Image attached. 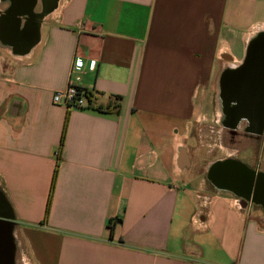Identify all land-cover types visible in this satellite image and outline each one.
<instances>
[{
  "label": "crops",
  "instance_id": "crops-1",
  "mask_svg": "<svg viewBox=\"0 0 264 264\" xmlns=\"http://www.w3.org/2000/svg\"><path fill=\"white\" fill-rule=\"evenodd\" d=\"M263 33L264 0H0V235L33 264H264V208L206 185L231 154L264 173V138L227 148L205 120ZM68 83L87 107L52 102Z\"/></svg>",
  "mask_w": 264,
  "mask_h": 264
},
{
  "label": "flooded vegetation",
  "instance_id": "flooded-vegetation-1",
  "mask_svg": "<svg viewBox=\"0 0 264 264\" xmlns=\"http://www.w3.org/2000/svg\"><path fill=\"white\" fill-rule=\"evenodd\" d=\"M208 96L212 98L211 102L209 101L210 107H214L217 96L221 112L225 114L222 124L227 128H223L222 136L227 148H234L246 139L257 147L263 144L264 40L250 43L243 62L235 68L224 69L218 77V87L210 89ZM211 120L216 123L219 121L214 117H211ZM241 120L246 123L242 129H238V122ZM212 150L215 152V149ZM210 164L206 183L213 189L215 187L233 189L246 196L248 194L242 188V183L244 176L250 174H253L255 184L260 183L264 186V173L260 170L254 172L232 154L223 159L213 160ZM227 171H230L229 176H225ZM252 192L250 198L263 209L264 189L259 191L257 188L256 192ZM7 241V249L11 255L13 249L9 248L8 236Z\"/></svg>",
  "mask_w": 264,
  "mask_h": 264
},
{
  "label": "rangeland",
  "instance_id": "rangeland-1",
  "mask_svg": "<svg viewBox=\"0 0 264 264\" xmlns=\"http://www.w3.org/2000/svg\"><path fill=\"white\" fill-rule=\"evenodd\" d=\"M264 39V33L263 34H259V35H256V37L252 40H250V42H253V41H257V40H262ZM241 42L240 40L238 39V37L236 38V40H232V46H233V49L235 50V52L238 54L240 52V48H241ZM215 79L216 77L213 78V82H212V89L213 87H215ZM211 96H208V104H207V108L206 110H208L209 112L205 114V120L206 122H209L210 125H216L217 127H223V128H227L225 127L224 125H222V120L225 118V114L224 112L221 113V115L218 117L215 113H216V109L214 111V109L211 110V107L209 106V101L211 102ZM217 103L219 104L218 100H217ZM220 105V104H219ZM211 117H214V118H217L219 121V123H215L214 121L211 120ZM245 121L244 120H241L238 122V129L239 128H243V126L245 125ZM208 126L206 125L205 123L203 124H200V126H198V128L200 129L199 132L201 133V137H200V143L196 144L195 147H193L192 149L194 151L197 152V155L200 156V161H199V166L201 167H204L206 166L208 163H209V158H213L214 156L216 155H207V149L209 148H212L214 140L210 139L209 138V135H212L210 134V131L212 128H210L211 126ZM234 129V128H233ZM213 138H215L214 135H212ZM207 139L209 140L210 139V143L207 141ZM245 141H243L244 143ZM202 143V144H201ZM207 143H209V145H207ZM246 143V142H245ZM216 148H215V153H216ZM248 150H243L242 153H241V157L244 161H246L247 157L246 154H247ZM206 185L209 187V185L206 183ZM206 190V189H205ZM206 191H210V190H206ZM262 211V209L259 207V208H253L254 211H256L258 214L259 213V210ZM12 264H33L31 258H30V255L28 253V251L25 249L24 246H20L19 245V242L15 241V246H14V253H13V258H12Z\"/></svg>",
  "mask_w": 264,
  "mask_h": 264
},
{
  "label": "built area",
  "instance_id": "built-area-1",
  "mask_svg": "<svg viewBox=\"0 0 264 264\" xmlns=\"http://www.w3.org/2000/svg\"><path fill=\"white\" fill-rule=\"evenodd\" d=\"M75 68L80 67L82 62L80 59H74ZM94 60L88 61L87 67L94 69ZM89 92L82 86L68 83L62 89H56L52 93V102L56 104H64L70 108H85L88 106ZM114 223L115 220H110Z\"/></svg>",
  "mask_w": 264,
  "mask_h": 264
},
{
  "label": "water",
  "instance_id": "water-1",
  "mask_svg": "<svg viewBox=\"0 0 264 264\" xmlns=\"http://www.w3.org/2000/svg\"><path fill=\"white\" fill-rule=\"evenodd\" d=\"M264 40V39H262ZM230 171H227L225 176H229ZM253 186V174L250 175H245L244 176V182L242 183V188H244L245 192L249 195H251L252 189L251 187ZM260 191V189H264V186L262 184H257L255 185L254 192L256 190ZM253 193V192H252ZM8 241H7V236L0 235V263L2 264H12V258H13V253H14V247H13V252L10 255L7 249Z\"/></svg>",
  "mask_w": 264,
  "mask_h": 264
},
{
  "label": "trees",
  "instance_id": "trees-1",
  "mask_svg": "<svg viewBox=\"0 0 264 264\" xmlns=\"http://www.w3.org/2000/svg\"><path fill=\"white\" fill-rule=\"evenodd\" d=\"M62 140H63V136H62V138H61V142H62ZM51 190H52V186H51V189H50V195L48 196V199H47V205H46V213H47V211H48V207H49V202H50V197H51ZM109 226H110V228H112V224L113 223H111V221H109Z\"/></svg>",
  "mask_w": 264,
  "mask_h": 264
},
{
  "label": "bare ground",
  "instance_id": "bare-ground-1",
  "mask_svg": "<svg viewBox=\"0 0 264 264\" xmlns=\"http://www.w3.org/2000/svg\"><path fill=\"white\" fill-rule=\"evenodd\" d=\"M8 238H9V248H10V250H12L13 247H14L13 236L12 235H8Z\"/></svg>",
  "mask_w": 264,
  "mask_h": 264
}]
</instances>
